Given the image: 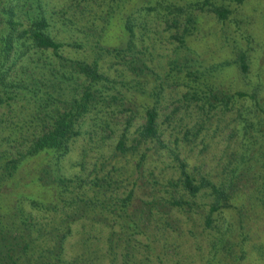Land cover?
Wrapping results in <instances>:
<instances>
[{"label":"rangeland","instance_id":"1","mask_svg":"<svg viewBox=\"0 0 264 264\" xmlns=\"http://www.w3.org/2000/svg\"><path fill=\"white\" fill-rule=\"evenodd\" d=\"M153 1L0 0V66L11 69L0 87V93L6 90L0 101V170L11 125L34 124V92L51 90L55 81L49 80H56L46 68L55 56H5L4 38L21 41L19 30L43 15L48 32L63 42L64 62L95 61L107 77L102 97L89 100L79 133L58 163L72 191L80 187L89 196L101 190L87 201L85 218L71 224L59 263L264 264V0H210L230 9L224 19L193 5L195 0H166L187 5V31L185 15L172 24L154 11L136 10ZM63 67L71 68L68 62ZM69 79L62 90L54 86L48 108L70 104L86 84L76 72ZM237 90L246 94L225 105L219 100ZM146 106L156 110V133L143 138L138 130ZM180 162L195 180L232 188L209 213L210 225L204 217L214 197L206 187L195 195L180 189ZM43 163L39 154L24 160L0 183V190L10 189L5 198L15 191L46 200L59 196L54 185L37 180ZM128 193L122 205L119 197ZM180 197L185 201L176 208L170 200ZM34 213L43 220L49 214Z\"/></svg>","mask_w":264,"mask_h":264},{"label":"trees","instance_id":"2","mask_svg":"<svg viewBox=\"0 0 264 264\" xmlns=\"http://www.w3.org/2000/svg\"><path fill=\"white\" fill-rule=\"evenodd\" d=\"M193 5L212 12L218 19L226 18L230 13L228 7L213 3L210 0H195ZM186 6V4L166 0H154L152 3L137 7L136 10L154 11L172 24L179 22L180 16L185 15L183 18L185 25L182 30L187 31L192 17L187 12ZM48 25L49 22L43 15H36L19 30L20 36H22L21 41L12 40L10 35L4 38L2 51L5 56L12 51L20 54L28 51L47 52L55 56V60L47 61L49 66L46 68L49 75L55 77L56 80H49L55 81L54 84H50L52 86L51 90L43 89V91H40L37 89L34 92L39 104L36 113L38 119L35 123L26 124L15 121L11 125L12 130L9 133L12 132L13 136L8 137V134V139L5 142L8 144V149L5 146L2 147V150L7 152L8 158L2 163L0 183L12 178L24 160L39 154L44 158V163L39 169L40 174H38L37 180H41V184L50 183L54 185L59 196L56 195L54 199L46 200L37 198L35 194L22 195L19 191H15V196L8 199L5 198V195L10 194V189L6 192L0 190V264H60L59 262L64 259L62 257L63 246L71 231V224L76 222V219L85 218L84 215L89 213L88 200L92 197H100L99 192L101 190L89 196L80 187H77L78 190L73 189L72 191L69 188V180H66L67 177L59 171L58 163L68 151L72 137L79 133L80 123L78 120L88 109L89 100L102 97V87L107 77L99 71L95 61L86 62L80 59H71L67 61L71 68L63 67L67 63L64 62L66 57H63L61 53L63 42L48 32ZM125 27L128 31L127 43H131L133 34L131 23L126 21ZM125 48H129V46L126 45ZM111 49L116 53L121 50L116 47ZM237 61L241 71L244 72L246 62L243 52H239ZM9 70H11L10 67L3 68L0 66L1 89L6 86L5 80L10 75L8 74ZM75 72L79 77L82 76L86 82L80 94L77 95L73 92L72 100L66 106L63 104L48 108L55 99L54 86L58 84L57 88L59 90L64 89L63 83L70 80L69 78ZM33 84L32 89L34 91L35 88H38V85ZM43 85L44 87L47 86L45 83ZM2 91L6 93V90ZM4 93H0V101L2 100L1 94ZM62 93V91H58V94L62 95ZM245 94L244 91L237 90L222 94L219 100L225 105L231 102L233 98L235 99L236 96H244ZM143 116L144 120L138 132L143 138L152 137L156 133L155 108L146 106ZM120 144L121 140L118 141V145ZM179 165L178 184L185 194L195 195L202 187H206L213 195L214 200L210 203L208 214L204 217V223L210 225L212 217L209 213L218 210L221 199L226 198V195L233 194L232 188L226 190L205 177L195 180L184 169L182 162ZM83 184L84 182L81 181V185ZM68 189L72 192H69V195L64 194L66 196H61L62 192H66ZM129 195L128 193L119 197L122 205H126ZM60 197L62 203H60ZM184 201L180 197L171 199L170 203L175 205L176 208H180ZM121 208L123 209V206ZM39 209L49 212L48 216H43L46 219H38L34 211L36 212ZM117 214L121 215V211H118Z\"/></svg>","mask_w":264,"mask_h":264}]
</instances>
